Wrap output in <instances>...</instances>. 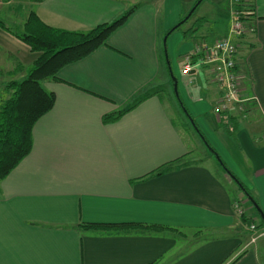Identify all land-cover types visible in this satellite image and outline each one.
<instances>
[{"label":"crops","instance_id":"obj_1","mask_svg":"<svg viewBox=\"0 0 264 264\" xmlns=\"http://www.w3.org/2000/svg\"><path fill=\"white\" fill-rule=\"evenodd\" d=\"M204 1L0 0L3 102L40 55L17 37L31 14L88 32L134 9L106 45L42 82L54 107L35 124L30 154L0 180V264H264V237L251 242L248 227L264 226V0H209L195 16ZM236 15L246 28L237 55L243 117L254 123L230 108L239 123L231 137L215 114L222 94L211 69L183 66L225 38Z\"/></svg>","mask_w":264,"mask_h":264},{"label":"trees","instance_id":"obj_2","mask_svg":"<svg viewBox=\"0 0 264 264\" xmlns=\"http://www.w3.org/2000/svg\"><path fill=\"white\" fill-rule=\"evenodd\" d=\"M133 11L134 9H131L116 21L100 24L88 32L54 29L43 24L35 14L30 15L23 33L17 34V37L28 44L33 52L40 55L25 80L8 84L7 87L12 91V95L0 106V180L6 178L30 154L33 146L32 131L35 124L54 107L55 97L43 89L42 82L49 79L56 80L62 68L82 60L99 47L106 45L110 35L127 21ZM181 107L185 109L182 102ZM129 110L108 116L105 121H115ZM185 111L193 120L195 130L203 143L244 191L251 203L257 205L250 192L232 175L218 153L207 142L195 119L186 109ZM219 120L220 128L233 137L238 131V119L226 110L220 114ZM241 218L244 222H250L246 213H243ZM85 227V229L92 230L110 229L107 226L97 225H85ZM127 227L135 229L134 226ZM150 229L154 232L165 230L161 227Z\"/></svg>","mask_w":264,"mask_h":264},{"label":"built area","instance_id":"obj_3","mask_svg":"<svg viewBox=\"0 0 264 264\" xmlns=\"http://www.w3.org/2000/svg\"><path fill=\"white\" fill-rule=\"evenodd\" d=\"M235 5H239L241 0H231ZM241 4V3H240ZM245 26L241 15H236L232 22L229 34L217 41L213 46L205 49V53L197 62H193L194 56H187L183 66L185 74L191 73L193 70L206 66L213 72L216 83L218 84L222 98L219 106L215 109V114L220 118V114L229 110L233 104L242 103L240 98L239 75L237 72V55L239 50V40L245 33ZM244 36V35H243ZM235 210L241 216L244 212L240 203L235 204ZM249 230L253 233L251 242H255L258 238L264 237V226L260 227L256 223L249 225Z\"/></svg>","mask_w":264,"mask_h":264},{"label":"rangeland","instance_id":"obj_4","mask_svg":"<svg viewBox=\"0 0 264 264\" xmlns=\"http://www.w3.org/2000/svg\"><path fill=\"white\" fill-rule=\"evenodd\" d=\"M230 1L231 0H223V2H224V4L228 7L229 6V4H230ZM208 3H209V0H205L203 3H200V5H199V7L197 8L198 10H196V12H195V16L198 14V13H200V12H202V10L204 9V8H207V6H208ZM240 3L241 4H243V0H241L240 2H239V5H240ZM202 4V5H201ZM234 5H235V3H233ZM237 5V4H236ZM212 9V8H211ZM213 10V9H212ZM244 21V20H243ZM213 25V23H211V26ZM220 25H222V21H219L218 23H217V26L219 27ZM214 28V27H213ZM212 30V27H211V29H210V31ZM244 34H246V33H244ZM243 34V35H244ZM243 35H242V37H243ZM211 39H214V37L213 36H211ZM207 40H209V36H208V38H207ZM165 56H166V54H165ZM1 102H3V101H0V103ZM229 108H233V109H235V112L236 113H238L239 114V116H240V119L243 121V122H246V123H248L249 125H252L253 123H254V119L252 118V115H247L246 117H243V113H244V110H246V108H247V106H245L243 103H238V104H233L231 107H229ZM232 109V110H233ZM178 118V120H180V117L178 116L177 117ZM193 118L195 119V121H196V123L199 125V119L197 118V117H194L193 116ZM181 123V122H180ZM190 130V129H189ZM191 132V131H190ZM192 134H193V141H194V139H195V141L196 142H194V143H196L197 144V150L198 149H202L203 147H202V142L200 141V139H199V137H197V135L194 133V131L193 132H191ZM196 135V136H195ZM229 135V134H228ZM206 137H208V136H206ZM197 138V139H196ZM207 139H209V137L207 138ZM195 155H197V153H195ZM211 156H212V154H210ZM212 158H213V162H216V160L214 159V157L212 156ZM239 203V202H238ZM244 210V209H243ZM249 227V226H248Z\"/></svg>","mask_w":264,"mask_h":264},{"label":"water","instance_id":"obj_5","mask_svg":"<svg viewBox=\"0 0 264 264\" xmlns=\"http://www.w3.org/2000/svg\"><path fill=\"white\" fill-rule=\"evenodd\" d=\"M194 9H195V8H193L192 11H194ZM174 89H175V91L177 92V84H176L175 79H174ZM190 120H191L192 124H194V123H193V120H192V119H190Z\"/></svg>","mask_w":264,"mask_h":264}]
</instances>
